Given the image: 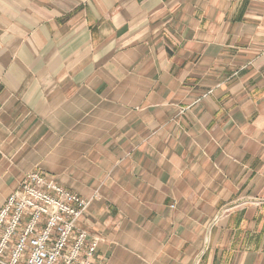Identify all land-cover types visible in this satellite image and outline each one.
<instances>
[{
	"label": "crops",
	"instance_id": "0c3cea01",
	"mask_svg": "<svg viewBox=\"0 0 264 264\" xmlns=\"http://www.w3.org/2000/svg\"><path fill=\"white\" fill-rule=\"evenodd\" d=\"M33 172L95 264H264V0H0V210Z\"/></svg>",
	"mask_w": 264,
	"mask_h": 264
},
{
	"label": "built area",
	"instance_id": "2783aa9c",
	"mask_svg": "<svg viewBox=\"0 0 264 264\" xmlns=\"http://www.w3.org/2000/svg\"><path fill=\"white\" fill-rule=\"evenodd\" d=\"M90 203L43 173L27 174L0 210V264H95L100 238L77 227Z\"/></svg>",
	"mask_w": 264,
	"mask_h": 264
},
{
	"label": "rangeland",
	"instance_id": "374dc122",
	"mask_svg": "<svg viewBox=\"0 0 264 264\" xmlns=\"http://www.w3.org/2000/svg\"><path fill=\"white\" fill-rule=\"evenodd\" d=\"M235 205V204H234Z\"/></svg>",
	"mask_w": 264,
	"mask_h": 264
}]
</instances>
